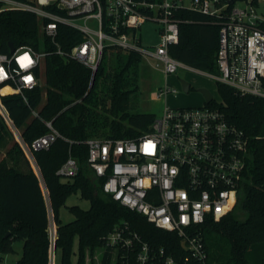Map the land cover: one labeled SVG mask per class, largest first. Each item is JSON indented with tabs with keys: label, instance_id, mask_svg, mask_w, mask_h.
<instances>
[{
	"label": "built area",
	"instance_id": "built-area-1",
	"mask_svg": "<svg viewBox=\"0 0 264 264\" xmlns=\"http://www.w3.org/2000/svg\"><path fill=\"white\" fill-rule=\"evenodd\" d=\"M0 11L22 10L37 16L44 38L57 46L56 54L76 61L91 71L93 80L105 48L113 45L134 51L167 77L185 68L195 69L173 58L169 47L179 43L177 15L182 10L209 17L219 27L215 77L240 97L264 99V0H0ZM96 20L98 28L88 25ZM161 25V42L143 47L137 31L147 22ZM66 25L83 36L70 50L56 42L58 26ZM136 31V32H135ZM44 43V42H43ZM25 53L33 63L22 68ZM52 54L20 46L11 53H0V67L7 78L0 81V116L37 175L49 208L51 248L49 264H56L57 226L50 199L34 152L47 149L61 133L52 121H45L47 133L27 143L3 103L17 94L28 104L27 93L42 85L39 72ZM27 77H32L27 80ZM9 89V92H3ZM177 93L167 81L157 93L162 99ZM171 108L165 105L147 131L134 138H90L85 141L88 165L102 191L130 211L136 212L162 231L181 239L183 254L177 258L164 248L156 249L134 232L129 224H118L107 236L106 245L114 250L111 264H208L204 227L220 222L232 211L238 198L249 158V138L230 123L215 107ZM38 117L36 111L32 112ZM151 145L150 149H146ZM79 172L78 160L69 153L56 175L68 179Z\"/></svg>",
	"mask_w": 264,
	"mask_h": 264
},
{
	"label": "trees",
	"instance_id": "trees-1",
	"mask_svg": "<svg viewBox=\"0 0 264 264\" xmlns=\"http://www.w3.org/2000/svg\"><path fill=\"white\" fill-rule=\"evenodd\" d=\"M177 17L181 20L179 43L169 47L170 55L195 69L216 71L219 27L197 12L182 10ZM82 40L79 31L58 26L56 42L63 50H70ZM10 43L15 48L32 46L37 50L44 45L52 51L39 72L45 85L27 93L28 104L17 94L5 96L3 103L27 143L47 133L45 121H52L62 135L49 148L34 152L57 226L55 250L60 251V264H86L87 252L93 256L97 249L103 250L99 264H111L114 250L107 247L106 239L122 222L152 247L164 248L179 258L184 252L181 239L157 229L138 213L105 195L103 180L97 179L88 165L85 141L95 137H137L149 129L156 117L136 112L133 103L143 63L141 55L110 45L91 80L88 68L55 53L57 46L44 38L37 16L22 10L0 11V53H9ZM218 91L221 102L213 100L208 106L219 108L230 123L245 132L249 138V158L235 209L222 221H209L204 227L208 264H264V99L240 97L220 83ZM33 111L39 116H34ZM69 153L78 160L79 172L63 181L56 172ZM77 192L90 200V208L71 206L75 220L63 223L60 209ZM48 228L49 208L44 189L0 116V261L4 255L15 253L14 245L20 242L22 253L15 264H49ZM75 236L79 239V256L73 263Z\"/></svg>",
	"mask_w": 264,
	"mask_h": 264
},
{
	"label": "rangeland",
	"instance_id": "rangeland-1",
	"mask_svg": "<svg viewBox=\"0 0 264 264\" xmlns=\"http://www.w3.org/2000/svg\"><path fill=\"white\" fill-rule=\"evenodd\" d=\"M88 25L93 30L98 28L96 20H91ZM161 25L157 22L149 21L145 23L138 31V37L141 38V44L143 47L151 48L158 45L161 42L160 37ZM208 75L200 74L194 71L187 70L185 68H179L176 73L170 74L167 79L161 73V71L152 66L148 62L143 60L139 67L138 72V92L136 98L133 100L135 111L139 113H150L160 116L162 114L165 105L171 108H198L205 105V97L200 91L202 89L210 91L214 97V101L219 103L222 98L218 91V81L215 77L219 76V70L213 73L206 72ZM42 86L45 85L44 77L41 78ZM167 81L168 85L177 90V93H171L167 97L162 99L158 98L159 89L164 86ZM182 81H186L190 84V91L185 92L182 87ZM63 181L66 179H62ZM240 193V190H239ZM238 198L234 204L233 210L239 201ZM91 202L89 199L82 198L80 193H73L69 196L67 203L60 209V217L63 223H68L75 220L74 214L70 211L71 206H79L84 210L90 208ZM241 215L243 213L240 211ZM245 217V215H243ZM18 243L14 245L15 253L7 254L3 256L0 264H15L18 259ZM103 255L102 249H97L93 256L87 252L86 264H99ZM56 264H60V251L56 253ZM79 256V239L75 236L73 241V251L71 255V261L76 263Z\"/></svg>",
	"mask_w": 264,
	"mask_h": 264
},
{
	"label": "water",
	"instance_id": "water-1",
	"mask_svg": "<svg viewBox=\"0 0 264 264\" xmlns=\"http://www.w3.org/2000/svg\"><path fill=\"white\" fill-rule=\"evenodd\" d=\"M15 50V46H14V44L13 43H10L9 44V52H13ZM182 87H183V89H184V91L185 92H189L190 91V84L188 83V82H186V81H182ZM202 93H203V95H204V97H205V103L206 104H210L213 100H214V97H213V95L210 93V91H208V90H205V89H202V90H200Z\"/></svg>",
	"mask_w": 264,
	"mask_h": 264
},
{
	"label": "clouds",
	"instance_id": "clouds-1",
	"mask_svg": "<svg viewBox=\"0 0 264 264\" xmlns=\"http://www.w3.org/2000/svg\"><path fill=\"white\" fill-rule=\"evenodd\" d=\"M19 63L22 68H26L27 66L31 65L33 61L29 58V55L25 53L23 56L19 58ZM7 78V74L5 73L4 69L0 67V81H3ZM27 80H31L32 77H27Z\"/></svg>",
	"mask_w": 264,
	"mask_h": 264
},
{
	"label": "crops",
	"instance_id": "crops-1",
	"mask_svg": "<svg viewBox=\"0 0 264 264\" xmlns=\"http://www.w3.org/2000/svg\"><path fill=\"white\" fill-rule=\"evenodd\" d=\"M18 246H19V247H18V252H19V253H18V255H19V256H18V259H19V257L21 256V253H22V243H18Z\"/></svg>",
	"mask_w": 264,
	"mask_h": 264
},
{
	"label": "snow or ice",
	"instance_id": "snow-or-ice-1",
	"mask_svg": "<svg viewBox=\"0 0 264 264\" xmlns=\"http://www.w3.org/2000/svg\"><path fill=\"white\" fill-rule=\"evenodd\" d=\"M152 146L151 145H147L146 146V149H150Z\"/></svg>",
	"mask_w": 264,
	"mask_h": 264
}]
</instances>
